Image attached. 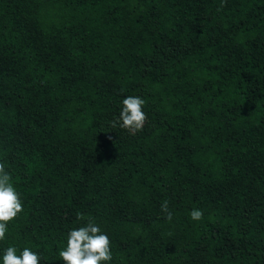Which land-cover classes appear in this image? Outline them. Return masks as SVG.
Listing matches in <instances>:
<instances>
[{"label": "trees", "instance_id": "1", "mask_svg": "<svg viewBox=\"0 0 264 264\" xmlns=\"http://www.w3.org/2000/svg\"><path fill=\"white\" fill-rule=\"evenodd\" d=\"M0 163V264L89 220L101 264H264V0H0Z\"/></svg>", "mask_w": 264, "mask_h": 264}, {"label": "clouds", "instance_id": "2", "mask_svg": "<svg viewBox=\"0 0 264 264\" xmlns=\"http://www.w3.org/2000/svg\"><path fill=\"white\" fill-rule=\"evenodd\" d=\"M224 0H222L223 5ZM123 108L118 120L113 122V127L119 123L121 128L127 129L131 134L142 130L146 114L142 111L145 101L139 96H128L122 101ZM166 219L171 221L172 212L168 209V202L161 205ZM23 211L19 194L10 183V175L5 171L3 163H0V240L5 238L7 222L14 219ZM192 220L202 219L203 213L199 209H193L190 213ZM14 246H9L3 255V264H39L40 257L36 252L25 247L20 255L16 254ZM60 258L64 264H101L102 261H110L109 237L101 232L100 228L89 220L85 226L73 229L67 237V246L60 250Z\"/></svg>", "mask_w": 264, "mask_h": 264}, {"label": "rangeland", "instance_id": "3", "mask_svg": "<svg viewBox=\"0 0 264 264\" xmlns=\"http://www.w3.org/2000/svg\"><path fill=\"white\" fill-rule=\"evenodd\" d=\"M145 123H146V121H145ZM145 123H144V125H145Z\"/></svg>", "mask_w": 264, "mask_h": 264}]
</instances>
